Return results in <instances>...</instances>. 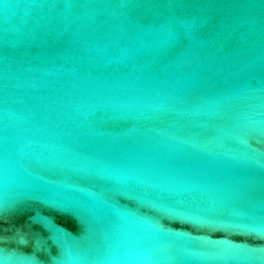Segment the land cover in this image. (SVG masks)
I'll return each instance as SVG.
<instances>
[{"label":"water","instance_id":"95a60500","mask_svg":"<svg viewBox=\"0 0 264 264\" xmlns=\"http://www.w3.org/2000/svg\"><path fill=\"white\" fill-rule=\"evenodd\" d=\"M122 2L0 0V213L25 200L0 220V248H9L0 262L34 264L32 247L6 242L22 230L54 249L37 257L41 264H264L259 78L227 105L252 127L242 143L213 109L187 125L155 111L166 103L160 86L138 64L118 69L114 53L98 57L91 75L32 56L64 32L120 21L124 10L114 5ZM104 104L124 112L127 126L95 123ZM97 155L139 179L96 185Z\"/></svg>","mask_w":264,"mask_h":264},{"label":"snow or ice","instance_id":"6c2138e0","mask_svg":"<svg viewBox=\"0 0 264 264\" xmlns=\"http://www.w3.org/2000/svg\"><path fill=\"white\" fill-rule=\"evenodd\" d=\"M114 6L124 10L120 21L107 28L106 22L95 21L87 30L64 32L33 48L32 56L42 67L59 69L73 63L91 75L101 66L98 57L114 53L119 58L118 69L138 64L160 86L166 103L154 106L155 111L175 112L187 125L200 113L213 109L216 119L231 123L239 133L235 139L245 143L244 137L252 128L243 125L248 117L233 113L227 105L246 84L257 78L264 84V0H123ZM4 60L7 63V55ZM94 115V122L104 128H122L129 122L124 112L108 104L98 106ZM91 162L97 170L91 176L96 185L139 179L105 155H97ZM261 174L264 179V170ZM155 187L162 190L159 185ZM13 207L5 208L0 220L7 222L14 215ZM6 242L32 247L34 264H41L38 256L46 252L51 255L54 250L48 242L29 238L22 230Z\"/></svg>","mask_w":264,"mask_h":264}]
</instances>
